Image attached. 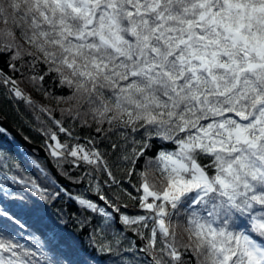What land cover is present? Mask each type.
<instances>
[{"label": "snow or ice", "instance_id": "snow-or-ice-1", "mask_svg": "<svg viewBox=\"0 0 264 264\" xmlns=\"http://www.w3.org/2000/svg\"><path fill=\"white\" fill-rule=\"evenodd\" d=\"M0 60L45 101L0 68L56 169L31 161L42 185L0 146V264H264V0H0ZM63 198L79 261L55 229L8 232V202L43 219Z\"/></svg>", "mask_w": 264, "mask_h": 264}, {"label": "trees", "instance_id": "trees-1", "mask_svg": "<svg viewBox=\"0 0 264 264\" xmlns=\"http://www.w3.org/2000/svg\"><path fill=\"white\" fill-rule=\"evenodd\" d=\"M0 68H3L8 75H14L8 68L7 65L0 60ZM14 78L21 81L20 87L27 93L31 94L33 99L41 101L42 103L45 102L42 100L41 96L36 93L32 87L27 83L26 80L22 79L19 74H15ZM5 89L2 85H0V121L5 120L10 125H12L18 132L30 143L34 145L42 146L47 155L49 156V150L46 147V143H51V141H47V138L39 131L43 125L34 118V114L28 110L25 105L20 102L16 103L9 99H3V93ZM56 118L60 119V115L57 112ZM41 119L48 121V126L52 127L55 131L56 128L54 125L51 124V121L48 120L47 116H42ZM70 121H65V126H70ZM1 126V125H0ZM93 129H81L78 126L75 129V133L81 137L78 141L81 144H87V140L85 137L92 136L97 137V134ZM9 133V132H8ZM10 134V133H9ZM59 138L62 142L67 140L68 138L65 137L63 134H59ZM97 146L104 150L107 145V141L99 140ZM77 141H70V144H75ZM0 146H2L6 151H8L22 166L24 173L27 175L32 176L42 185H45L47 182L44 180L42 176H40L39 172L32 166L31 161L36 160L40 162L47 170V164L45 159L38 155V151L34 147H28L22 145L17 139L14 138L13 135L8 136H0ZM169 147H171L169 145ZM150 155H154L151 153ZM52 164H55V161L51 159L49 156ZM65 168L69 171V173L75 178L82 174L83 171L86 169H75L70 165H65ZM50 171V170H49ZM104 177H100L103 179ZM135 182V181H134ZM73 183V182H72ZM87 184V183H86ZM65 186V185H63ZM70 189L73 194L77 193H85L89 195H95L94 193H88V185L87 186H65ZM15 191H20L15 189ZM109 195H113L114 193L109 192ZM91 197V196H90ZM92 198V197H91ZM93 199V198H92ZM31 201H29L30 203ZM124 203H128L129 206L134 207V202L128 200L127 198L124 199ZM79 206L76 205L74 202H70L67 198L60 199L58 201L53 202L49 206L48 212L44 215L43 219H38L37 217L26 214L21 212L16 205L12 202H8L6 206V210L15 212L16 215L21 218L22 223L26 225V229L22 230L18 227L8 226V232L12 235H16L17 239H20L21 242H25L22 236H27L29 232H34L38 235L43 233H50L52 229H55L59 236L64 238L65 241L70 242L74 245L77 249L76 252L71 254V258L75 261H79L81 257L85 255V246L87 245V235H88V228H81L78 223L76 217L79 215L75 209ZM129 211L134 212L135 210L129 209ZM0 223L7 225V221L0 220ZM22 233L21 235H18ZM66 250V249H65Z\"/></svg>", "mask_w": 264, "mask_h": 264}, {"label": "water", "instance_id": "water-1", "mask_svg": "<svg viewBox=\"0 0 264 264\" xmlns=\"http://www.w3.org/2000/svg\"><path fill=\"white\" fill-rule=\"evenodd\" d=\"M0 125L3 126L4 128H6L8 130V132L14 136L15 139H17L22 145L24 146H28V147H34L37 151H38V155L42 158L45 159V162L47 164V167L49 168V170L51 172H55L56 169H54L53 164L49 158V156L47 155L45 149L42 146L39 145H34L32 143H30L29 141H27L19 132L18 130H16L12 125H10L7 121L5 120H1L0 121ZM61 183L65 186H87L86 183L84 184H80L77 185L75 183L70 182L69 180H62ZM93 199H95V195H90Z\"/></svg>", "mask_w": 264, "mask_h": 264}, {"label": "built area", "instance_id": "built-area-1", "mask_svg": "<svg viewBox=\"0 0 264 264\" xmlns=\"http://www.w3.org/2000/svg\"><path fill=\"white\" fill-rule=\"evenodd\" d=\"M129 209L136 210V208L133 206H129Z\"/></svg>", "mask_w": 264, "mask_h": 264}]
</instances>
